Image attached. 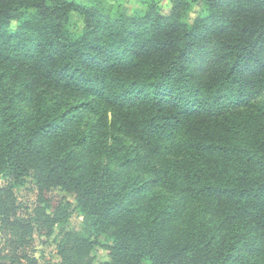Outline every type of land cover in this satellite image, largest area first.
I'll list each match as a JSON object with an SVG mask.
<instances>
[{
    "label": "trees",
    "instance_id": "16d2710c",
    "mask_svg": "<svg viewBox=\"0 0 264 264\" xmlns=\"http://www.w3.org/2000/svg\"><path fill=\"white\" fill-rule=\"evenodd\" d=\"M170 2L0 0V177L33 178L59 264H91L104 233V264H264V0ZM11 190L0 264H37Z\"/></svg>",
    "mask_w": 264,
    "mask_h": 264
},
{
    "label": "rangeland",
    "instance_id": "374dc122",
    "mask_svg": "<svg viewBox=\"0 0 264 264\" xmlns=\"http://www.w3.org/2000/svg\"><path fill=\"white\" fill-rule=\"evenodd\" d=\"M80 6H88L90 0H67ZM106 5L110 7L111 12L120 11L127 16H134L138 13L145 12L148 9L149 3L157 5L160 13L163 16L169 15L172 9L170 0H104ZM200 3V2H199ZM194 4L186 16L187 21H193L198 15L204 12V7L201 4ZM84 27V20L78 13H72V23L70 31L74 34H79ZM10 187L14 199V207L16 208V217L24 222L32 223L33 232L31 233L30 246L27 248L31 256L35 257L37 264H59L60 259L57 255L58 229L54 231L52 237H45L38 233V228L34 222V210L38 205L37 188L31 176H27L18 182H11L6 178L0 177V189ZM53 199H64L74 203V197L68 195L60 189L51 191L49 197ZM66 228L72 232L83 234V219L77 213L73 212L66 225ZM10 239L7 230L0 222V252L4 250L6 242ZM112 242L107 233L100 234L94 239V248L90 253L92 259L91 264H104L108 261V247Z\"/></svg>",
    "mask_w": 264,
    "mask_h": 264
}]
</instances>
